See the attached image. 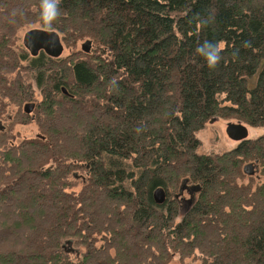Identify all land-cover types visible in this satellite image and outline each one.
Masks as SVG:
<instances>
[{"label": "trees", "instance_id": "1", "mask_svg": "<svg viewBox=\"0 0 264 264\" xmlns=\"http://www.w3.org/2000/svg\"><path fill=\"white\" fill-rule=\"evenodd\" d=\"M40 6L0 0V119L33 103L41 132L0 130V264H264V135L207 154L195 135L216 118L264 128V0H60L50 27ZM24 26L90 48L29 57ZM204 40L224 46L214 69Z\"/></svg>", "mask_w": 264, "mask_h": 264}, {"label": "rangeland", "instance_id": "2", "mask_svg": "<svg viewBox=\"0 0 264 264\" xmlns=\"http://www.w3.org/2000/svg\"><path fill=\"white\" fill-rule=\"evenodd\" d=\"M32 27L36 26H24L17 32V39H16V44L18 45L19 49H23L28 53V56L30 57L31 55L27 51V49L23 46L22 44V37L24 33L28 30L31 29ZM86 39H80L74 42L73 44L66 45L64 42L61 41V44L63 46L61 55L59 58L67 57L68 55H72L74 53L80 52L81 49V44ZM22 66L26 67L27 66V61L22 62ZM26 71H22L23 77L26 79L25 81L30 83L33 87V99L29 100L28 102H34L35 104L41 100V97L39 95V91L36 88L33 79L29 78L26 76ZM16 74L13 75V77ZM27 103V102H26ZM23 108V106H22ZM20 110V113H23V110ZM36 108V107H35ZM35 112V109L29 113L30 115L28 118H25L17 114V109L15 106L11 105L10 108L2 115L0 119V130L5 131L4 133H9L11 134L14 139L13 141L18 142L23 139H32V138H37L40 137L41 132L38 124L35 121V115L33 114ZM22 118V120H20ZM227 122H234L237 123L239 122L236 119H223V118H216L209 120L205 122L203 128H201L199 131L195 133L196 137L200 141V146L197 148L198 153H211V152H216V153H222L228 150L233 149L234 147L237 146L239 143L238 141H233L230 138L227 137L225 128ZM243 124V122H240ZM247 128L248 131V137L247 139H254L256 137H259L261 135H264V128L263 127H251L249 125L244 124ZM247 163H252L253 164V171L254 174L251 175L254 184L258 183L261 180V176L259 174V166H258V172H256L255 166L256 163L253 161H246L243 163V166ZM74 174L76 175L75 178H70V182L72 184V188L69 190L71 191H78L81 188L82 185V178L85 176V172L81 170V168H76L75 171H73ZM72 177V176H71ZM248 177V176H247ZM248 178L244 179V182H247ZM182 195L187 198L189 197V194L183 190ZM65 248L67 251L71 252L73 255H78L80 252L83 251V248L79 249H74L71 246V243H65ZM168 264H201L200 258L197 256L194 257H189L184 259L183 261L178 258V256H174Z\"/></svg>", "mask_w": 264, "mask_h": 264}, {"label": "water", "instance_id": "3", "mask_svg": "<svg viewBox=\"0 0 264 264\" xmlns=\"http://www.w3.org/2000/svg\"><path fill=\"white\" fill-rule=\"evenodd\" d=\"M22 44L27 49L31 56H36L40 51H43L46 55L57 58L60 57L63 46L61 44L60 37L57 32L50 30H43L40 28H33L27 30L22 37ZM82 48L89 49L90 41H85L82 44ZM34 107L33 103H27L24 106V111L29 114ZM225 132L228 138L233 141H242L247 139L248 131L244 124L237 122H227ZM253 164L247 163L243 166L242 170L246 175H253ZM257 166V165H256ZM258 172V168L256 169ZM200 188L199 185H187L185 180L182 181L179 192L182 193L185 189L188 194L196 192ZM154 196L157 202L161 203L164 200V192L161 188H158L154 192ZM69 244L70 241H67Z\"/></svg>", "mask_w": 264, "mask_h": 264}, {"label": "clouds", "instance_id": "4", "mask_svg": "<svg viewBox=\"0 0 264 264\" xmlns=\"http://www.w3.org/2000/svg\"><path fill=\"white\" fill-rule=\"evenodd\" d=\"M59 3L60 0H41L40 17L45 25L50 27L52 22L57 18L59 14ZM15 15L16 10H13L11 16L14 17ZM223 47L222 43L204 40L196 46L195 53L203 58L207 68L214 69L222 58L221 52ZM113 85H115V82H113ZM136 131L139 132L140 129Z\"/></svg>", "mask_w": 264, "mask_h": 264}, {"label": "flooded vegetation", "instance_id": "5", "mask_svg": "<svg viewBox=\"0 0 264 264\" xmlns=\"http://www.w3.org/2000/svg\"><path fill=\"white\" fill-rule=\"evenodd\" d=\"M185 190V189H184ZM186 191V190H185ZM187 192V191H186ZM188 193V192H187ZM196 193L193 192L191 195L189 194V196H194Z\"/></svg>", "mask_w": 264, "mask_h": 264}, {"label": "bare ground", "instance_id": "6", "mask_svg": "<svg viewBox=\"0 0 264 264\" xmlns=\"http://www.w3.org/2000/svg\"><path fill=\"white\" fill-rule=\"evenodd\" d=\"M44 30V29H43ZM50 31H52V30H50ZM25 106V105H24ZM24 106H23V110H24ZM196 193V192H195Z\"/></svg>", "mask_w": 264, "mask_h": 264}]
</instances>
